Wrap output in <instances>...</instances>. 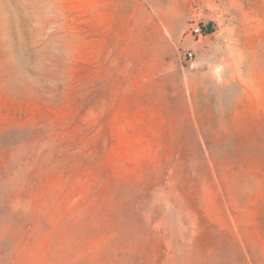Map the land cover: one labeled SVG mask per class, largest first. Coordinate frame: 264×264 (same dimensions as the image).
<instances>
[{
    "label": "rangeland",
    "instance_id": "rangeland-1",
    "mask_svg": "<svg viewBox=\"0 0 264 264\" xmlns=\"http://www.w3.org/2000/svg\"><path fill=\"white\" fill-rule=\"evenodd\" d=\"M0 264H264V0H0Z\"/></svg>",
    "mask_w": 264,
    "mask_h": 264
},
{
    "label": "built area",
    "instance_id": "built-area-1",
    "mask_svg": "<svg viewBox=\"0 0 264 264\" xmlns=\"http://www.w3.org/2000/svg\"><path fill=\"white\" fill-rule=\"evenodd\" d=\"M193 31L195 32V34L197 36H201L202 35V30L199 26H196ZM186 58L189 60V61H192L195 57H194V53L193 52H188L187 53V56Z\"/></svg>",
    "mask_w": 264,
    "mask_h": 264
},
{
    "label": "trees",
    "instance_id": "trees-1",
    "mask_svg": "<svg viewBox=\"0 0 264 264\" xmlns=\"http://www.w3.org/2000/svg\"><path fill=\"white\" fill-rule=\"evenodd\" d=\"M213 31L211 30V28L210 27H208L207 29H206V31H205V34L206 35H209V34H211Z\"/></svg>",
    "mask_w": 264,
    "mask_h": 264
}]
</instances>
